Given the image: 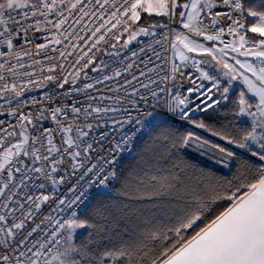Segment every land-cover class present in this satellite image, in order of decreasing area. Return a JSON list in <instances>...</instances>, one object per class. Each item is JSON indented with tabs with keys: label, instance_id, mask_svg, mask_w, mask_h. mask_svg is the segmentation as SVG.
Returning <instances> with one entry per match:
<instances>
[{
	"label": "snow or ice",
	"instance_id": "obj_1",
	"mask_svg": "<svg viewBox=\"0 0 264 264\" xmlns=\"http://www.w3.org/2000/svg\"><path fill=\"white\" fill-rule=\"evenodd\" d=\"M0 264H264V0H0Z\"/></svg>",
	"mask_w": 264,
	"mask_h": 264
}]
</instances>
